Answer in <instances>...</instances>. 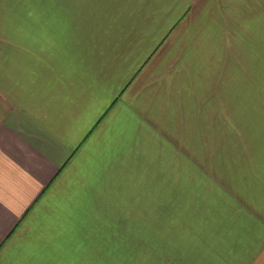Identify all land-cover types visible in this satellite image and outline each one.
<instances>
[{
	"label": "crops",
	"instance_id": "0c3cea01",
	"mask_svg": "<svg viewBox=\"0 0 264 264\" xmlns=\"http://www.w3.org/2000/svg\"><path fill=\"white\" fill-rule=\"evenodd\" d=\"M226 83L254 137L215 172L185 154V236L156 264H264V0H0V264H128L81 196L112 195L153 126H203Z\"/></svg>",
	"mask_w": 264,
	"mask_h": 264
},
{
	"label": "rangeland",
	"instance_id": "374dc122",
	"mask_svg": "<svg viewBox=\"0 0 264 264\" xmlns=\"http://www.w3.org/2000/svg\"><path fill=\"white\" fill-rule=\"evenodd\" d=\"M233 86L236 84H224L223 98L210 99V114L208 120L203 117V126H153L146 131L144 154L130 156L128 171L113 173L112 195H91L87 200L81 196L82 203L91 207L90 211H82V217L97 219L98 235L111 234L114 240H120L121 236L128 238L125 243L129 252L128 264L167 262L168 243L163 241L170 236H185V154L191 151L192 155L200 154L203 144V149H208L210 161L214 162L208 164L209 172H212L217 165L218 149H243L233 148V142L254 137L249 131L253 126L248 124L249 116L240 115L250 106L249 98L243 97L248 94L247 84H241L246 89L241 92L243 98ZM263 103L264 99L257 100V119L256 114ZM196 165L201 164H193V172ZM197 170L201 171V167ZM196 192L199 189L193 187V194ZM116 245L120 247L121 243H114V247Z\"/></svg>",
	"mask_w": 264,
	"mask_h": 264
}]
</instances>
